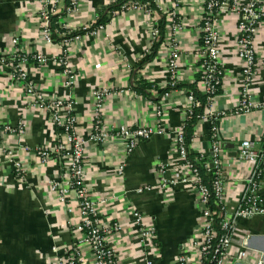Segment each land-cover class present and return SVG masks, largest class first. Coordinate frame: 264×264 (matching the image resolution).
Returning <instances> with one entry per match:
<instances>
[{
    "label": "crops",
    "instance_id": "crops-1",
    "mask_svg": "<svg viewBox=\"0 0 264 264\" xmlns=\"http://www.w3.org/2000/svg\"><path fill=\"white\" fill-rule=\"evenodd\" d=\"M78 1V10L62 19L68 31L79 35L68 46L69 65L76 74L71 90L65 87L56 63L62 52L60 43H48L42 38L38 0H0V53L10 55L11 40H18V48L29 56L23 66L29 80L45 98L71 101L70 113L76 118L77 135L81 139H86L91 131L90 94L94 88L109 85L116 92L105 103L103 127L108 132L119 125L154 126L155 111H162V134L138 145L128 156L118 143L89 144L84 148L83 167L89 191L97 200H103L98 207L101 224L122 225L119 233L106 238L115 251L117 264H145L137 226L131 220L134 211L149 218L154 227V245L145 252L153 254L150 256L153 264H174L179 246L189 242L200 221L197 194L189 183L179 182L187 178L188 172L180 164L174 139L184 121L185 97L191 92L188 86L195 83L203 94L201 83H196L202 66L198 53L202 0H182L176 6L175 22L181 27L171 33L167 30V16L172 0H157L152 9L158 27L162 22L161 44L159 40L152 43L151 17L143 10L132 8L116 14L111 7L119 0ZM55 6L53 15L66 12L63 0H58ZM101 18L105 20L101 24L103 30L94 35L79 31L83 26H100ZM236 23L228 14L219 20L222 80L212 103L205 107L188 149L189 154L209 160L211 128L217 126L231 210L243 195L245 182L253 171L251 163L237 161L239 144L243 139L261 143L264 132V106L247 114H235L242 82ZM171 40L176 41L180 50L178 85L181 87L164 97L169 90L167 57ZM254 43L258 66L250 90L252 99L264 104V24ZM33 56L42 58L43 62L33 60ZM142 82L150 86L147 96L135 90L136 84ZM22 120L26 121L23 133H5L0 138V264H56V258L76 237L73 227L78 221L77 201L71 193L62 204L48 187L53 180L67 181L63 162L55 154L42 161L33 151L50 149L58 130L53 127L48 112L32 105L21 86L10 81L8 69L1 67L0 123L15 129ZM4 152H10L12 157L4 156ZM14 158L23 162L22 177L8 163ZM161 179L176 180V186L164 189ZM260 191L264 196V178ZM237 228L235 244L238 246L245 238L252 255L248 263L239 264H264V216L238 220ZM82 253L87 264H91L88 250L84 248Z\"/></svg>",
    "mask_w": 264,
    "mask_h": 264
},
{
    "label": "built area",
    "instance_id": "built-area-1",
    "mask_svg": "<svg viewBox=\"0 0 264 264\" xmlns=\"http://www.w3.org/2000/svg\"><path fill=\"white\" fill-rule=\"evenodd\" d=\"M41 4L39 18L42 24V38L52 42L50 29V16L56 11L58 0H38ZM157 0L129 1L122 5L116 14L123 13L130 9H141L151 17L149 30L152 43L160 38L158 24L153 5ZM182 0H172L171 12L168 13V33L176 32L180 25L175 22L176 6ZM79 1L69 0L66 8L65 19L73 15L78 10ZM202 16L198 29L201 32V45L198 51L202 61L201 66V86L203 94L207 96L208 105L216 94L217 87L222 80V69L220 62V32L219 20L225 14L233 16L236 20V44L237 55L242 62V82L240 83L239 101L235 109V114L249 113L251 110L260 109L264 104L257 103L252 99L251 86L255 81V71L257 68L256 45L254 40L264 24V0H202ZM169 12V11H168ZM64 18V17H63ZM63 18L59 25L63 31L58 32V37L62 52L56 60L57 65L64 77V85L71 90L76 82V74L69 65V42L78 39L73 31H68L64 25ZM103 30V26L94 28L83 26L80 32L94 35ZM74 35L72 37L71 35ZM173 35V34H172ZM71 36V37H67ZM11 47L13 52L10 55L0 53V68L8 69L10 81L21 86L24 95L35 107L48 112L51 123L56 130H59L54 138V144L50 149H35L33 153L42 161L55 154L64 164L67 173V181H50L48 187L55 194L60 203H65L70 194L75 195L77 201L78 221L74 224L73 234L76 236L70 247L63 254L56 258V264H87L82 249L90 253L91 264H117V256L112 246L107 242L109 234L119 233L122 225L119 222L110 223L103 226L99 220L98 207L103 200H97L89 191L84 174L83 152L89 145H104L111 141L120 144L126 156L132 154L138 145L150 140L155 135L164 132L162 123V111H155L156 123L154 126L129 127L119 125L111 132L103 127V115L105 103L111 95H114V88L109 85L94 88L91 92V131L86 139H81L77 135L76 118L70 113V100L45 98L32 81L28 78V71L23 67L29 56L24 49L18 48V40L12 39ZM167 57V88L164 97L174 92L178 85V70L180 61V50L175 40L168 43ZM33 60L43 62L42 58L33 56ZM122 93V91H119ZM185 101L187 103V116L191 107L197 105L194 95L189 92ZM26 121L22 120L14 129L0 123V138L5 133H23ZM212 142L210 146L209 160L203 164V169L209 176L212 183V196L214 205L219 207L215 214L211 210V195L203 184L196 169L189 162H184L189 146H186L179 133L174 139V147L181 166L188 172L187 178L180 179V183H189L198 196L200 204V221L189 242L179 246L178 254L174 264H239L248 263L252 255L249 254L243 238L238 246L235 244L237 235V222L241 219H249L254 216H264V196L261 194L260 185L264 178V132L261 143L253 140L243 139L238 147L237 161L251 163L253 167L252 175L245 182V191L238 201L234 210L229 208V194L224 184L223 165L224 160L220 152L219 136L217 126L211 128ZM194 141V140H193ZM192 141V142H193ZM191 142V143H192ZM260 147L257 148V145ZM4 156L12 157L10 152H4ZM13 172L22 177L24 173L23 162L20 160H8ZM162 169L163 166H160ZM160 169V170H161ZM161 186L166 189L176 186V180L161 179ZM72 212V208L68 209ZM131 220L136 224L138 231V244L142 256L145 255V264H153V256L148 252L154 245L155 231L150 219L137 211L132 212ZM260 262H258L259 264Z\"/></svg>",
    "mask_w": 264,
    "mask_h": 264
},
{
    "label": "trees",
    "instance_id": "trees-1",
    "mask_svg": "<svg viewBox=\"0 0 264 264\" xmlns=\"http://www.w3.org/2000/svg\"><path fill=\"white\" fill-rule=\"evenodd\" d=\"M129 1L145 2V0H119L115 6L111 7V9L113 11H118L122 7L123 4H125ZM63 2H64L65 6L69 5V0H63ZM64 15H65V11H62L59 14H55V15L50 16V19H49L50 20V29L52 32L51 38H52V41L57 42V43L61 40L58 37L57 33L63 31V28L59 25V21H60V18L64 17ZM104 22H105V20L103 18H101L98 20V25H101ZM162 27L163 26H162V22H161V26L158 27L159 33H160L159 44H161L162 41L164 40ZM67 37H71V36H67ZM196 79H197L196 83L200 82L201 72L199 74H197ZM178 87H181V86L177 85L175 87V89H177ZM188 87H189L191 93L194 95V97L198 103L196 106H193L190 108L187 116L184 117V121L181 125L180 135L182 136L186 146H189L191 144V142L195 139L194 130L197 127V125L200 123V121L202 120V117L205 114L204 113L205 107L208 105L207 96L202 94L200 91H198L196 89L195 83L189 85ZM219 87H217L216 93H218ZM149 89H150V86L144 82H142L140 84H136V88H135V90L138 93H141V94L146 95V96L148 95L147 92L149 91ZM167 92H170V90H167ZM159 94H162V91ZM58 133H60L59 130H58ZM52 155H54V154H52ZM185 161L189 162L196 169H198L201 180L211 195V203L209 204V207L216 214L219 211V207L214 205V200H213V196H212V187L213 186H212V183L210 181L209 176L206 174L205 170L203 169L204 168L203 164L208 161V158L198 156V155L194 156L193 154H189V152H187V156H186V159L184 160V162Z\"/></svg>",
    "mask_w": 264,
    "mask_h": 264
}]
</instances>
